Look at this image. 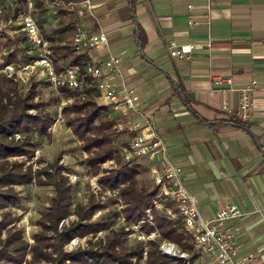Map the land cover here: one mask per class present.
Returning <instances> with one entry per match:
<instances>
[{
	"label": "crops",
	"instance_id": "0c3cea01",
	"mask_svg": "<svg viewBox=\"0 0 264 264\" xmlns=\"http://www.w3.org/2000/svg\"><path fill=\"white\" fill-rule=\"evenodd\" d=\"M133 1L92 0L83 24L104 30L108 44L90 57H120L127 87L182 166L201 212L213 217L237 204L243 215L231 224L241 254L264 264V0ZM172 41L192 44V53L172 58ZM244 88L251 131L214 123L236 116Z\"/></svg>",
	"mask_w": 264,
	"mask_h": 264
},
{
	"label": "trees",
	"instance_id": "16d2710c",
	"mask_svg": "<svg viewBox=\"0 0 264 264\" xmlns=\"http://www.w3.org/2000/svg\"><path fill=\"white\" fill-rule=\"evenodd\" d=\"M42 5L38 0L37 8ZM5 7L10 6L3 4V9ZM20 28L21 25L17 26L18 30L13 36L0 33L1 68L10 64H27L37 56V50ZM42 31L52 42L58 72L63 71V59L82 66L91 59L88 51L76 54L71 43L57 41L54 35L44 29ZM25 40L35 51V55L28 58L25 54L27 47L20 46ZM56 91L65 101L72 99L63 107L65 122L82 142V150L88 155L86 164L92 174L98 175L102 164L108 160L114 159L118 163L117 167L99 177V183L104 190L117 192L124 206L121 211L113 208L93 219L98 211L107 209L109 200L115 204L117 200L113 196L100 200L91 192L86 204L80 202L73 208V185L63 174L66 168L60 164L61 156L46 167L34 169V164L29 163L35 156L34 134L50 136V128L56 118L46 110L44 101L36 100L39 94L37 82L32 83L27 93L20 94L15 78L0 74V210L19 203L15 188L17 185H27L35 180L39 185H53L55 189L51 205L38 220L41 229L34 234V244H30L23 230L15 226L20 217L10 211L2 213L0 264H129L134 258L142 257L145 245L128 241V230L125 224L119 222V218L123 215L129 222L142 220L158 190L152 182L140 183V175L148 173L144 162L122 158L116 144L119 139L121 141L125 138L122 144L125 146L132 133L127 128L118 127L120 118L113 116L109 105L99 104V92L94 86L87 84L83 89L73 90L67 85H61ZM214 123L240 126L251 131L248 123L236 116L218 119ZM17 134H21V137L17 138ZM73 213L78 216V220L60 229V223ZM144 229L147 232L158 229L161 233V238L150 242L146 264H172L159 250L163 239L188 247L181 223L168 219L159 211L154 212V225L145 224ZM101 230L106 231L105 240L91 238L87 247L64 250L75 237L95 236Z\"/></svg>",
	"mask_w": 264,
	"mask_h": 264
},
{
	"label": "built area",
	"instance_id": "2783aa9c",
	"mask_svg": "<svg viewBox=\"0 0 264 264\" xmlns=\"http://www.w3.org/2000/svg\"><path fill=\"white\" fill-rule=\"evenodd\" d=\"M37 1L0 0V17L3 4L11 7L20 6L17 13L18 25H21L20 29L26 33L28 41L37 50V56L29 63L10 64L6 66V71L9 77L15 78L16 81H26L38 74L56 90L61 85H67L73 90L83 89L87 84L94 86L99 92L97 96L99 104L109 105L111 113H116V118H120L118 127L131 131L128 143L121 149V156L126 161L144 162L149 178L158 191L142 220L129 222L123 215L119 218V222L125 224L128 230V241L142 242L145 245L142 257L134 258L129 264H146L150 242L161 238L158 229L151 232L144 229L145 224L154 225L155 211L161 212L170 220L179 221L186 237L188 247L169 239L161 240L159 250L172 264H258L259 258L255 253L241 254L238 229L231 224L232 220L243 215L237 204L227 202L213 217H207L201 212L196 197L185 185L182 166L170 158L165 139L146 116L140 105V97L127 87L122 75L120 57L110 54L103 62L91 58L84 66L63 59L61 60L63 71L58 72L52 42L45 37L35 17ZM39 1L46 8L61 7L67 10L78 7L81 13L93 15L92 0ZM17 30L14 29L11 34L14 35ZM107 44L108 36L104 30L91 31L83 23L75 24L71 39L74 53L98 50ZM193 48L192 44L180 45L172 41L169 45V54L172 58L184 59L192 53ZM256 84L257 81L252 82V86ZM71 101L72 99H69L64 102ZM224 109L229 108L224 105ZM251 109L249 89L244 88L235 115L246 121ZM126 119L132 120L130 124H124ZM17 138H20V134H17ZM97 185L100 190L103 189L100 183ZM106 191L109 196H106L105 200L113 196L121 211L124 205L120 203L117 192ZM91 238L105 240L106 231L101 230L95 236H77L68 245L73 249L87 247Z\"/></svg>",
	"mask_w": 264,
	"mask_h": 264
},
{
	"label": "rangeland",
	"instance_id": "374dc122",
	"mask_svg": "<svg viewBox=\"0 0 264 264\" xmlns=\"http://www.w3.org/2000/svg\"><path fill=\"white\" fill-rule=\"evenodd\" d=\"M19 7L20 6H10L3 9L0 17L1 34H9L13 36L11 33L14 32V29H16L17 26H19L17 17ZM35 17L38 19L39 24L43 26L44 31L48 34L54 35L57 41H63L70 44L75 24L83 23L85 19H90L91 15L81 13V9L78 7H71L65 10L61 7L46 8L42 5L36 9ZM20 46L27 47V51L25 52L27 58L35 55V51L32 49V46L28 41H22ZM1 60L2 59L0 58V62ZM0 74L8 75L6 67H0ZM17 82L20 94L27 93L32 83L37 82L39 94L38 97H36V100L44 101L46 103V110L56 118V122L50 128V136H39L34 134V142L36 144L35 156L29 161V163L32 162L34 164V169H37L39 167L48 166V164L54 162L58 156H61L60 164L64 165L66 168L63 171V174L69 178L73 185V208H75L80 202L86 204L91 192L95 194L98 199L105 200L106 196L109 195L106 190H100L97 184L99 183L100 176L104 175L107 170L118 166L116 160L113 159L114 162L111 160L104 162L102 164L101 172L98 175L92 174L86 164V158L88 155L82 150V142L65 122L63 107L66 103L61 95L38 74L29 80H20ZM31 112L36 111L31 110ZM116 115V113L113 114V116ZM124 140L125 138L121 141L119 139L116 148L121 150L122 147H124ZM18 158L20 157H13L12 159ZM139 180L141 184H151L149 175L146 172H143L140 175ZM15 188L20 201L17 204H13L8 208L0 210V219L2 218V213L4 211H10L14 216L20 217V220L15 226L23 230L24 236L30 244H34V234L41 229L38 220L45 214L51 205L52 198L55 195L54 186L39 185L34 180L30 184L17 185ZM108 203L107 209L98 211L93 219L98 218L113 208L119 210L120 205H116L115 203L110 202V200ZM75 220H78V216L73 213L60 223L59 228L62 229L65 225H70V223ZM72 249L73 248L68 244L64 247L65 251H72ZM42 264L48 263L42 262Z\"/></svg>",
	"mask_w": 264,
	"mask_h": 264
}]
</instances>
